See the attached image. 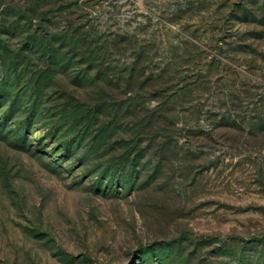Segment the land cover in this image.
Segmentation results:
<instances>
[{
  "label": "rangeland",
  "instance_id": "rangeland-1",
  "mask_svg": "<svg viewBox=\"0 0 264 264\" xmlns=\"http://www.w3.org/2000/svg\"><path fill=\"white\" fill-rule=\"evenodd\" d=\"M262 113L264 0H0V264H264Z\"/></svg>",
  "mask_w": 264,
  "mask_h": 264
},
{
  "label": "trees",
  "instance_id": "trees-1",
  "mask_svg": "<svg viewBox=\"0 0 264 264\" xmlns=\"http://www.w3.org/2000/svg\"><path fill=\"white\" fill-rule=\"evenodd\" d=\"M29 21H32L33 20V17L32 16H28V18H27ZM77 44L79 43V42H76ZM88 49L86 50V49H82L81 51H79V52H81V53H83V54H86V53H88ZM5 67V66H4ZM5 87H6V82H4L3 84H2V88H4V90H5ZM3 90V89H2ZM259 123L260 124H262L263 125V127H264V113H262L260 116H259ZM64 147H65V150H67V151H70L71 150V144H70V141H68V140H65L64 141ZM71 147V148H70ZM243 257H245V256H242L241 257V259L243 258Z\"/></svg>",
  "mask_w": 264,
  "mask_h": 264
}]
</instances>
